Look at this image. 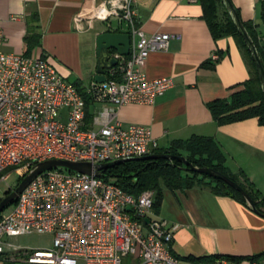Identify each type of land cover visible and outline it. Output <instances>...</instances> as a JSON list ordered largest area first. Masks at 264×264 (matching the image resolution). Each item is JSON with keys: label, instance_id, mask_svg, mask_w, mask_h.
<instances>
[{"label": "built area", "instance_id": "1", "mask_svg": "<svg viewBox=\"0 0 264 264\" xmlns=\"http://www.w3.org/2000/svg\"><path fill=\"white\" fill-rule=\"evenodd\" d=\"M137 2L111 0L96 10L100 20L127 22L132 43L128 57L114 54L118 65L106 71V81L86 89L99 108L91 123L78 88L41 57L5 53L0 28V185L11 168L23 177L51 160L94 167L157 150L149 127L117 120L123 106L151 105L174 86L171 78L150 80L144 72L149 55L167 51L175 37L136 29ZM154 202L153 191L135 197L103 175L52 169L34 179L9 212L1 214L0 257L9 251L12 260L25 264H123L127 257L138 264H182L171 252L174 230L154 213ZM26 235H49L52 246L30 249L6 241ZM252 264H264V259Z\"/></svg>", "mask_w": 264, "mask_h": 264}, {"label": "crops", "instance_id": "2", "mask_svg": "<svg viewBox=\"0 0 264 264\" xmlns=\"http://www.w3.org/2000/svg\"><path fill=\"white\" fill-rule=\"evenodd\" d=\"M111 0H0V28L7 54L24 55L28 19L38 16L40 46L29 57L45 59L69 82L86 89L95 82L96 38L104 32L130 33L127 22L95 17ZM261 0H232L244 22H253L264 39ZM135 27L146 35L170 34L169 48L151 53L144 72L148 79L171 78L174 86L151 105L123 106L117 120L149 127L158 149L194 136L213 138L233 175L241 173L264 198V126L257 119L219 125L207 107L229 101L234 87L250 79V70L233 36L214 40L199 3L188 0H138ZM218 19L224 22L222 9ZM109 24L112 26L110 27ZM119 24V25H118ZM221 55L220 60L214 56ZM219 58V57H218ZM99 108L91 105L90 113ZM242 180V179H241ZM158 217L174 230L172 254L182 264H252L264 259V217L230 197L209 188L164 189ZM229 256L239 262H187V258ZM12 252L0 264H25ZM123 264H138L127 257Z\"/></svg>", "mask_w": 264, "mask_h": 264}, {"label": "trees", "instance_id": "3", "mask_svg": "<svg viewBox=\"0 0 264 264\" xmlns=\"http://www.w3.org/2000/svg\"><path fill=\"white\" fill-rule=\"evenodd\" d=\"M200 4L203 9V17L214 40L217 41L227 36H233L239 48L242 50L250 70V79L233 88L229 101L215 100L207 104L213 119L219 125H227L255 118L258 120L260 126H264V93L257 73L256 64L245 41L239 34L221 0H200ZM260 5L261 20L264 24V0L260 1ZM219 8L222 9L225 18L224 22H220L218 19ZM236 10L242 20L239 10L237 8ZM37 23V14H32L28 19L27 34L24 39L26 44L24 56L26 57H29L32 51L40 46L41 36L38 32L39 27ZM242 23L258 51L264 67V39L258 33V27L253 22H244L242 20ZM218 57L217 62L220 60L221 55H218ZM75 86L86 101V120L87 123H91L92 114L90 113V107L92 102L84 89H81L77 85ZM153 154H169L184 157L197 168H210L228 177L239 184L251 197L257 210L264 213V198L260 192L249 182L243 173L240 176H236L230 172L226 167V157L213 138L194 136L188 140L175 141L168 149H158ZM12 170L15 169L11 168L6 170V172L8 173ZM24 176L20 177V182ZM103 178L114 180L126 193L135 197L140 196L145 191H153L155 193L153 207L155 214L160 212L164 198V189L176 191L188 190L197 186L205 187L209 188L216 196L230 197L246 206L248 205L246 199L223 180L194 173L189 168H186L179 159L145 162L131 161L104 171ZM11 192L12 190L5 192L4 197ZM219 260L240 261V259L229 256H212L198 259L187 258L185 261L213 263Z\"/></svg>", "mask_w": 264, "mask_h": 264}, {"label": "water", "instance_id": "4", "mask_svg": "<svg viewBox=\"0 0 264 264\" xmlns=\"http://www.w3.org/2000/svg\"><path fill=\"white\" fill-rule=\"evenodd\" d=\"M226 11L230 14L239 34L245 41L253 60L256 64L257 73L261 82L262 90L264 93V67L258 54V51L248 35L239 14L232 3V0H221ZM132 43V36L130 33H117V32H104L96 38V57H97V69L95 82L104 83L106 81V71L112 69L118 65V60L114 58V54H118L121 57H128L130 55ZM179 159L183 162L186 168H189L194 173L221 179L233 189L238 191L247 201V204L252 210L264 217V213L257 210L251 197L244 191V189L228 177L221 175L210 168H197L189 163L184 157H177L169 154H151L141 158H135L131 160L116 161L113 163L102 164L98 166H92L89 163H72L68 161L51 160L41 164H37L28 174L24 176L22 181L17 187L7 196L0 201V215L10 206L17 201L18 197L26 189V187L41 174L56 168H65L69 171H73L80 174L94 175L95 177H101L103 172L117 165H121L127 162H145V161H157V160H173ZM130 211V208H128ZM146 224H149V220H146Z\"/></svg>", "mask_w": 264, "mask_h": 264}, {"label": "rangeland", "instance_id": "5", "mask_svg": "<svg viewBox=\"0 0 264 264\" xmlns=\"http://www.w3.org/2000/svg\"><path fill=\"white\" fill-rule=\"evenodd\" d=\"M10 177L6 182H2L0 185V199L4 198L5 192L8 191V187L14 188L20 182V175L15 170L9 171ZM7 172L5 174H8ZM11 207L7 208L3 213L9 212ZM7 242L30 249H44L52 246V237L49 235H26L19 238L6 239Z\"/></svg>", "mask_w": 264, "mask_h": 264}, {"label": "flooded vegetation", "instance_id": "6", "mask_svg": "<svg viewBox=\"0 0 264 264\" xmlns=\"http://www.w3.org/2000/svg\"><path fill=\"white\" fill-rule=\"evenodd\" d=\"M13 191V190H12Z\"/></svg>", "mask_w": 264, "mask_h": 264}]
</instances>
